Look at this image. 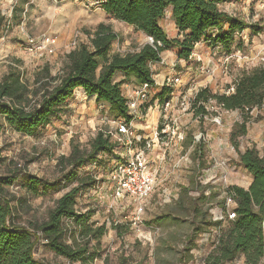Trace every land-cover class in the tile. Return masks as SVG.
Listing matches in <instances>:
<instances>
[{"label":"rangeland","instance_id":"rangeland-1","mask_svg":"<svg viewBox=\"0 0 264 264\" xmlns=\"http://www.w3.org/2000/svg\"><path fill=\"white\" fill-rule=\"evenodd\" d=\"M220 7L262 29L251 35L250 27H246L234 32L225 43L203 38L210 48L192 49L187 59L178 58L170 47L161 52L162 56L171 54L163 59L164 64H151L156 79L164 69L168 71L166 75L179 76L180 81L170 88L174 94L179 93L178 101L172 110H164L154 99L159 95L150 94L147 105L151 109L144 117H134L132 123L136 127L147 126L139 131L151 133L154 127L170 123L163 116L165 111L177 117L185 131L181 142L159 136L158 140L153 139L154 146L146 150L155 177L152 192L142 200L116 196L111 176L116 154H99L97 164L85 163L78 168L80 176L90 174L98 182L80 195L75 205L79 211L91 209L90 221L105 225L99 244L94 246L99 255L87 263L71 261L55 254L40 238L34 248L36 259L46 264H206L219 235V228L208 221L222 215L220 227H224V217L234 206L228 200L229 187H247L251 180V174L239 161V152L255 147L264 153V102L251 109L245 134L235 138L231 131L243 119L239 110L221 108L213 99L206 103L204 116L195 115L193 110V96L199 89L229 93L239 74L264 66V0H228ZM0 11L6 19L0 29V79L10 67H15L30 88L46 81L44 67L52 76L60 73L66 53L80 42H87L89 32L99 22L109 24L117 33L110 53L135 51L150 42L144 32L106 13L99 0H0ZM160 24L168 36L177 35L169 10ZM42 33L56 36L53 53L28 50L27 36L38 37ZM15 59L19 62L15 63ZM136 84L133 76H125L120 86L122 93L130 95ZM62 107L58 118L32 135L13 130L0 116V178L13 176L12 183L4 185L3 197L10 200L19 223L45 219L56 199L76 184L31 193L24 187L26 176L33 174L47 180L61 177L68 167L66 158L70 152L88 151L96 132H114L119 118L110 112L107 103L97 102L94 96L83 92L75 93ZM152 112L157 118L149 125L148 114ZM198 140L204 143L200 169L194 153ZM66 239L71 242L68 232ZM227 264H244V259L238 256Z\"/></svg>","mask_w":264,"mask_h":264},{"label":"trees","instance_id":"trees-1","mask_svg":"<svg viewBox=\"0 0 264 264\" xmlns=\"http://www.w3.org/2000/svg\"><path fill=\"white\" fill-rule=\"evenodd\" d=\"M226 1L100 0L106 13L144 32L151 37L152 43H144L131 52L110 53L117 33L109 24L99 22L89 32L87 42H80L66 53L60 73L52 76L44 67L47 79L42 86L30 88L18 70L10 67L0 79V116L13 130L32 135L53 118H58L70 97L83 92L94 96L97 102L107 103L110 112L129 121L132 115L128 113V97L120 88L122 78L133 76L137 83L154 84L150 63L160 61L163 50L172 47L178 58L187 59L202 38L225 43L234 32H241L246 27H250L251 35L261 31L262 26L247 24L222 9L220 4ZM168 9L177 31L174 37L168 36L160 24ZM5 22L0 11V29ZM214 29L216 32L211 36ZM18 62L15 59V63ZM117 73L123 75L118 80L115 78ZM233 85L229 93L211 92L207 87L199 89L192 106L199 117L207 113L205 105L210 99L221 108L239 110L243 119L231 131L235 138L245 134L251 109L264 102V66L239 74ZM165 90L162 88L160 94ZM110 136L108 132L98 130L90 139L88 151L82 154L73 149L66 158L68 167L59 178L47 180L33 174L26 176L24 187L31 193L58 190L76 182L56 199L40 222H17L10 200L3 197L4 185L11 184L13 176L0 178V264H46L34 257V248L40 238L55 254L71 261L87 263L99 255L94 246L99 244L105 225L90 221L91 209L79 211L75 207L77 198L94 187L98 180L90 174L80 176L78 168L85 163L97 164L101 153L113 154L115 144ZM203 144L198 140L194 149L198 169L204 161ZM239 161L251 174V180L247 187L233 184L228 189V196L234 203L233 219L224 217L227 221L224 227H220L222 215L208 221L209 225L219 228V235L205 259L206 264H227L238 256L243 257L244 264H264V153L260 154L255 147H247L239 152ZM67 232L71 242L66 239Z\"/></svg>","mask_w":264,"mask_h":264},{"label":"built area","instance_id":"built-area-1","mask_svg":"<svg viewBox=\"0 0 264 264\" xmlns=\"http://www.w3.org/2000/svg\"><path fill=\"white\" fill-rule=\"evenodd\" d=\"M100 1V0H99ZM212 34L211 36H213ZM149 37V36H148ZM152 43L151 37H149ZM207 41H210L209 39ZM27 48L28 50H34L36 52H47L53 53L56 44V36L51 33H42L38 37L27 36ZM163 58L160 61L163 63ZM150 63V68H151ZM154 84L149 82L137 83L132 87V93L126 95L128 97V113L132 115L129 121L119 117L115 122V131H110L114 137V148L113 152L116 154L114 163L112 165L111 176L114 180V187L116 196L127 195L130 198L142 200L149 196L155 185V177L150 169L149 159L150 156L146 150L150 149L153 139L158 140V137H166L169 140L175 139L178 142L184 140L185 131L178 123L177 117L172 113L169 115L168 112H163L164 118H167L170 123H164L162 126H156L153 128L151 133H142L139 129L147 128L136 127L132 123V119L137 115L144 117L151 109L149 102V95L152 94L160 106L164 110H172L178 101L179 93L174 94V91L170 88L173 87L177 82L180 81L179 76L176 75H165L161 83L155 80ZM160 85L161 89L166 90L160 94L161 89L153 91L155 85ZM170 90V91H169ZM197 93V91H196ZM196 93L193 96L196 95ZM164 95V96H163ZM162 97V98H161ZM145 109L143 111L142 109ZM142 143V146L139 144ZM228 200H232L228 197ZM141 207H139V210ZM228 219L235 217L234 211H228L226 214Z\"/></svg>","mask_w":264,"mask_h":264},{"label":"crops","instance_id":"crops-1","mask_svg":"<svg viewBox=\"0 0 264 264\" xmlns=\"http://www.w3.org/2000/svg\"><path fill=\"white\" fill-rule=\"evenodd\" d=\"M169 11H170V9H168ZM171 37H173V36H171ZM206 41L205 40H203V38L201 39V40H199L195 45H194V47H193V50H196V49H201V48H206V49H208V48H210L206 43H205ZM174 51H175V49H173ZM172 50V51H173ZM165 51H168V50H165ZM160 56H161V58H163V59H166V57H168V58H170V56H171V54H170V52H168V53H165L163 56H162V54L160 53ZM165 56V57H164ZM168 61H170V60H168ZM168 61L166 62L165 61V64L166 63H168ZM159 64H164V63H161V62H154V64H153V66L154 65H158L159 66ZM168 73V71L166 70V69H164L163 71H162V75L160 76V77H158V79H156V77H155V80L157 81H161V79L166 75ZM156 75V74H155ZM158 75V74H157ZM123 75L122 74H120V73H117L116 74V76H115V78H116V80H118V79H120L121 77H122ZM161 89V86L158 84V85H155L154 87H153V91H157V90H160ZM105 103V102H104ZM156 118H157V116H156V113H154V112H152L151 113V115L149 116V114H148V119H147V123L150 125V124H154L155 122H156ZM141 124V123H140ZM142 125V124H141Z\"/></svg>","mask_w":264,"mask_h":264}]
</instances>
